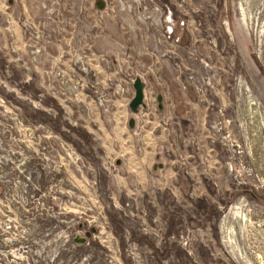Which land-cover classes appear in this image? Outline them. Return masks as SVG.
I'll return each instance as SVG.
<instances>
[{
	"label": "rangeland",
	"instance_id": "374dc122",
	"mask_svg": "<svg viewBox=\"0 0 264 264\" xmlns=\"http://www.w3.org/2000/svg\"><path fill=\"white\" fill-rule=\"evenodd\" d=\"M262 262L264 0H0V264Z\"/></svg>",
	"mask_w": 264,
	"mask_h": 264
},
{
	"label": "water",
	"instance_id": "95a60500",
	"mask_svg": "<svg viewBox=\"0 0 264 264\" xmlns=\"http://www.w3.org/2000/svg\"><path fill=\"white\" fill-rule=\"evenodd\" d=\"M104 6V3L101 2L99 3V7L100 8H103ZM134 88H135V95L134 97L132 98L131 102H130V108L131 110L134 112V113H137L140 109L141 106H145V92H144V89H145V82L142 80V78L140 77H137L134 81V84H133ZM162 98V96H160V99ZM134 119L132 118L130 120V126H134ZM91 233L88 232L87 233V236H90ZM81 240L80 241H84L85 240V237H81L80 238Z\"/></svg>",
	"mask_w": 264,
	"mask_h": 264
},
{
	"label": "crops",
	"instance_id": "0c3cea01",
	"mask_svg": "<svg viewBox=\"0 0 264 264\" xmlns=\"http://www.w3.org/2000/svg\"><path fill=\"white\" fill-rule=\"evenodd\" d=\"M144 92H145V89H144ZM161 100H162V98L160 99V95H159V96H158V101L160 102ZM146 105H147V104H146V102H145V106H142V107H146ZM131 111H132V110H131ZM132 112H133V111H132ZM138 112H139V111H138ZM138 112H137V113H138ZM133 113H134V112H133ZM131 119H132V118H131ZM131 119H130V120H131ZM133 119H134V118H133ZM134 121H135V119H134ZM134 124H135V123H134ZM130 127H132V126H130ZM133 127H134V126H133ZM120 162H121V161L119 160L118 163H120ZM159 167L163 169V164H162V163H159Z\"/></svg>",
	"mask_w": 264,
	"mask_h": 264
},
{
	"label": "bare ground",
	"instance_id": "6f19581e",
	"mask_svg": "<svg viewBox=\"0 0 264 264\" xmlns=\"http://www.w3.org/2000/svg\"><path fill=\"white\" fill-rule=\"evenodd\" d=\"M263 260V259H262ZM262 264H263V262H262Z\"/></svg>",
	"mask_w": 264,
	"mask_h": 264
}]
</instances>
